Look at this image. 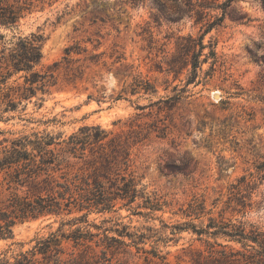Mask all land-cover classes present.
<instances>
[{
    "label": "rangeland",
    "instance_id": "rangeland-1",
    "mask_svg": "<svg viewBox=\"0 0 264 264\" xmlns=\"http://www.w3.org/2000/svg\"><path fill=\"white\" fill-rule=\"evenodd\" d=\"M155 14H159L158 22ZM202 32L194 20L168 19L167 11H161L154 0H43L18 26L0 29L5 36L0 38V48L11 47L18 36L42 34L38 68L54 69L60 62L57 83L42 105L34 98L26 114L9 113L0 119V141L38 131L63 139L84 126H100L109 138H126L133 132L128 143L130 169L147 194L167 202L162 210L146 216L149 210L143 207V198L128 206L118 201L111 212L91 213L90 225L68 224L81 213L27 221L16 226L14 240L0 241V255L31 250L40 237L70 234L81 226L100 237L105 233L119 237L116 230L126 231L140 247H155L161 255H149L146 261L148 254L136 253L133 246L130 249L137 256L123 258L122 264H192L189 250L205 251L206 240L213 238L190 230L178 232L173 225L207 224L210 215L185 216L181 207L198 201L212 216L222 214L244 222L250 214L264 212V180L256 171L264 161V0H236L224 22L205 36V44L216 43L219 57L211 77L203 78L210 65L204 64L203 73L182 98L154 103L187 85L188 70L169 72L167 61L179 36L198 37ZM70 46L80 52L74 53L71 62L74 70L78 67L77 76L65 69V51ZM134 77L149 79L157 91L126 92V84ZM119 93L123 98H112ZM155 126H166V135L159 136ZM136 135L140 142L133 140ZM251 174L256 176L250 178ZM243 175L252 180L253 188L248 190L253 192V206L238 212L233 210L235 205L227 207V200L232 184ZM142 234L147 235L144 242ZM87 244L100 253L101 246ZM63 246L66 257L85 249L65 238Z\"/></svg>",
    "mask_w": 264,
    "mask_h": 264
},
{
    "label": "trees",
    "instance_id": "trees-1",
    "mask_svg": "<svg viewBox=\"0 0 264 264\" xmlns=\"http://www.w3.org/2000/svg\"><path fill=\"white\" fill-rule=\"evenodd\" d=\"M154 1L161 11H167L168 19L194 20L203 30L198 37L191 34L178 37L175 52L167 61V70L180 73L187 69V85L174 96L154 102L161 104L182 98L189 91V84L196 82L203 73L204 64H210L209 69L203 73L205 80L217 70L219 57L216 43L210 40L205 44L204 38L224 22L228 8L236 0ZM41 2L43 0H0V29L15 28ZM158 17L159 14L154 15L157 22ZM4 37L0 34V38ZM43 40L42 34L18 36L11 47L0 48V119L9 113H18L20 116L26 114L34 98L40 101L38 105H42L44 96L56 85V71L60 62L54 64V69L38 68L43 57ZM74 53H80L75 46L66 48L64 59L68 64L65 69L68 74L77 76L78 67L74 70L71 63ZM126 83L127 80L124 81ZM125 88L126 92L132 94L142 90L145 93L157 91L149 79L142 77H134ZM112 98L121 99L123 94L119 93ZM138 108L144 106L139 105ZM155 127L154 131H158L159 136L166 135V126ZM132 133L126 138H109V133L100 126H84L63 139L61 135L57 137L49 132L38 131L0 141V241L14 240L16 226L40 218L81 213L69 220L68 224L90 225L88 217L91 213L111 212L118 201L128 206L138 198H143V207L149 210L146 216L162 210L167 202L157 195L147 194L140 187L138 176L130 169L131 146L128 143L133 137ZM135 137V143L141 141L137 140L138 135ZM72 159L77 161L73 162ZM78 163L83 165L76 170ZM256 169L264 180V161ZM255 176L251 174L250 178ZM251 182L247 175H243L236 184H232L227 200L228 208L235 205L233 210L242 212L253 206V192L248 190L253 188ZM180 211L185 216L195 215L196 219L206 213L210 215L207 224L184 222L173 225L178 232L190 230L199 237L205 235L213 238V241L206 240L205 251L189 250L192 264H264L263 226L234 221L222 214L219 217L212 216V211H205L204 203L198 201L190 202L185 209L181 207ZM93 226L99 228L96 224ZM148 230L155 231L152 228ZM116 231L119 237L106 233L100 237V234L81 226L70 234L51 233L38 238L31 250L14 256H9L7 252L1 254L0 264H122L123 258H134L140 252L148 254L145 256L146 261H149V255L161 258L155 247L147 250L139 246L133 234ZM126 237L132 239L131 242H127ZM64 238L73 240L75 246H85V249L78 255L72 252L68 257L64 256ZM146 239L147 235L142 234V242ZM87 242L101 246L100 253L97 254L92 245H86ZM133 246L136 253L130 249Z\"/></svg>",
    "mask_w": 264,
    "mask_h": 264
},
{
    "label": "clouds",
    "instance_id": "clouds-1",
    "mask_svg": "<svg viewBox=\"0 0 264 264\" xmlns=\"http://www.w3.org/2000/svg\"><path fill=\"white\" fill-rule=\"evenodd\" d=\"M245 41H247V37H245ZM247 222L255 224L256 226H264V212L250 214Z\"/></svg>",
    "mask_w": 264,
    "mask_h": 264
}]
</instances>
